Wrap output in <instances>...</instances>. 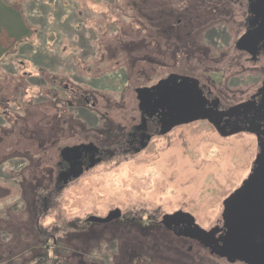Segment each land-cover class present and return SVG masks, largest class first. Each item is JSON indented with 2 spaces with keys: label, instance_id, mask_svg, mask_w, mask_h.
I'll return each mask as SVG.
<instances>
[{
  "label": "rangeland",
  "instance_id": "374dc122",
  "mask_svg": "<svg viewBox=\"0 0 264 264\" xmlns=\"http://www.w3.org/2000/svg\"><path fill=\"white\" fill-rule=\"evenodd\" d=\"M2 1L21 11L30 33L14 43L7 30H0V45L12 48L0 59V84L24 80V70L39 75L44 58L56 48L66 76H79V84L86 85L82 88L91 92L102 111L123 116L129 111L127 98L139 83L151 85L173 71L201 76L225 101L253 91L264 74V56L251 63L234 48L244 32L246 0ZM12 18L19 24L14 29L19 34L21 20ZM109 22L110 30L105 27ZM77 54L80 65L73 59ZM26 57L25 68L16 65ZM31 88L30 95L37 96L38 88ZM60 104L64 126L71 125L73 111L79 110L85 120L95 123L88 106L69 108L67 97ZM37 109L32 110L33 117L39 116ZM32 127L40 126L33 121ZM256 153L253 134L221 136L207 121L194 122L158 139L139 157L97 165L61 192L48 195L45 212L43 196L54 185L49 173L57 169V162H0V264L45 260L46 236L40 235L39 227L52 235L51 246L53 238L58 240L50 258L59 256L62 264H96L94 260L105 253L104 234L96 242V252L92 238L83 235L89 233L73 224L116 207L128 213L142 211L145 218L139 226H129L124 247L109 246L116 258L127 264L126 252L135 256L142 250L151 257L144 258V264H150L148 260L157 264L159 255L174 256L177 245L156 239L150 218L160 219L158 211L187 208L204 227L212 226L221 216L224 198L247 177ZM196 261L193 264H202Z\"/></svg>",
  "mask_w": 264,
  "mask_h": 264
},
{
  "label": "flooded vegetation",
  "instance_id": "af4514ba",
  "mask_svg": "<svg viewBox=\"0 0 264 264\" xmlns=\"http://www.w3.org/2000/svg\"><path fill=\"white\" fill-rule=\"evenodd\" d=\"M251 3L255 1L246 0L244 32L235 41L234 48L245 55V60L256 64L264 56V10L250 14ZM110 10L111 7L108 8ZM106 16L112 22V15ZM110 22L105 25L109 30L112 29ZM241 38L245 40L243 49L237 45ZM10 49L8 47V51ZM77 50L81 51V48ZM55 51L56 48L44 58L39 75L24 70V80L12 79L8 85L3 80L0 84V92L14 95L4 98L0 94V162H57V169L49 173L54 185L43 196L44 212L48 209L49 196L61 192L97 165L114 159L127 161L131 155L134 157L147 152L155 141L167 138L179 127L207 121L221 136L242 131L253 134L257 143L255 159L247 177L224 198L221 216L212 226L204 227L194 211L187 208L164 213L158 211L160 219L150 218L155 238L167 245H177L173 249L174 256L159 255L157 264H193L196 259L202 264H210V261L217 264H264V226L259 223L264 213V74L253 91L242 98L225 101L201 76L173 71L151 85L139 83L131 91L132 97L127 98L130 100L129 111L119 116L102 111L98 102L92 100L91 92L82 88L86 85L79 84V76L72 79L66 76L61 67L63 59ZM92 51L93 48H90L89 52ZM238 55L240 58L241 55ZM21 59L16 65L25 68L29 59ZM73 59L76 65H80V55H74ZM184 77L193 80L188 81ZM33 86L38 88L37 96L30 95ZM142 87L149 91L141 103L136 90ZM64 97L68 98L69 108L88 106L87 113L95 116V123L85 120L80 114L83 110H79L73 111L74 117L69 120L71 125L64 126L62 119L65 112H62L60 104ZM37 108L41 112L38 117H33L32 110ZM50 109L54 110L53 113ZM127 110L122 108V111ZM168 118L169 122L166 121ZM33 121L40 127H32ZM41 179L44 182L45 179ZM141 212L128 213L116 207L103 216L91 214L80 225H73L89 233L83 235L92 238L96 252V242L104 236V258L97 257L94 260L96 264H124V260L116 258L113 249H117L115 245L124 247L130 225L139 226L145 221ZM91 216L111 218L107 222H99L89 220ZM239 227L247 229L246 233L253 237L242 247L236 245V236L239 235L236 230ZM38 232L46 236L45 260H41L40 264H62L61 257L49 256L50 249L56 247L58 240L53 238L51 246L48 241L52 235L40 227ZM101 234L104 235L100 238ZM204 256L207 258L205 262ZM125 262L144 264V256L141 253L128 256L126 252ZM148 262L152 264L150 260Z\"/></svg>",
  "mask_w": 264,
  "mask_h": 264
},
{
  "label": "trees",
  "instance_id": "16d2710c",
  "mask_svg": "<svg viewBox=\"0 0 264 264\" xmlns=\"http://www.w3.org/2000/svg\"><path fill=\"white\" fill-rule=\"evenodd\" d=\"M14 15L21 20V32L19 34H16L14 32V29L17 28V26L19 25L18 22L13 21L14 19L12 17ZM2 29L8 31L9 35L14 38V43L20 41L22 36L30 33V28H28L25 17L21 13V11L14 9L9 4H5L4 1L0 0V30ZM6 52H8V48H5L0 45V59L1 57H3V55L6 54ZM140 253L144 256L145 260L151 258L149 255H146L142 250Z\"/></svg>",
  "mask_w": 264,
  "mask_h": 264
},
{
  "label": "water",
  "instance_id": "95a60500",
  "mask_svg": "<svg viewBox=\"0 0 264 264\" xmlns=\"http://www.w3.org/2000/svg\"><path fill=\"white\" fill-rule=\"evenodd\" d=\"M255 3H251V8H250V14H257V12H260V9H263L264 10V0H254ZM252 2V1H251ZM244 38V37H243ZM241 38L240 41L237 43L238 47L240 49H243L244 47V42L245 40ZM185 79H187L188 81H191L193 80V78L191 77H184ZM149 89L146 88V87H142V88H138L136 90L137 94H138V98L139 100L141 101V103L144 101L145 97L147 96V93H148ZM167 115H170L169 113H167ZM204 117H205V114H204ZM167 122H169V118L166 119ZM167 125V124H166ZM176 124H173V126H175ZM166 127H168L169 129V125H167ZM166 128V130H168ZM165 131V130H164ZM110 216L106 217V218H101V217H97V216H91L89 217V220H93V221H99V222H107L110 220ZM259 223L260 225L264 226V213L262 214L261 218L259 219ZM238 229V228H237ZM247 229L243 228V227H239L238 230H236V232L239 231V235L236 236V245L242 247L244 243H247V242H250V238H253L250 234L246 233Z\"/></svg>",
  "mask_w": 264,
  "mask_h": 264
}]
</instances>
